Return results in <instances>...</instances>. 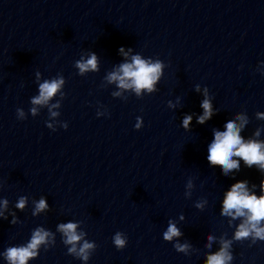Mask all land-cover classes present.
Segmentation results:
<instances>
[{"label": "water", "instance_id": "1", "mask_svg": "<svg viewBox=\"0 0 264 264\" xmlns=\"http://www.w3.org/2000/svg\"><path fill=\"white\" fill-rule=\"evenodd\" d=\"M121 46L163 63L153 92L109 82ZM92 52L97 69L81 74ZM205 90L214 114L199 124ZM237 116L245 140L264 142V0H0V254L39 228L49 235L27 264H205L225 241L231 264H264V241L234 239L243 218L221 215L229 185L259 196L264 172L241 161L223 175L205 158L212 130ZM169 221L181 234L166 241ZM69 222L83 234L72 253L58 229Z\"/></svg>", "mask_w": 264, "mask_h": 264}, {"label": "clouds", "instance_id": "2", "mask_svg": "<svg viewBox=\"0 0 264 264\" xmlns=\"http://www.w3.org/2000/svg\"><path fill=\"white\" fill-rule=\"evenodd\" d=\"M118 54H121L125 62L121 63L118 69L112 72L108 79L109 82H115L121 89H131L137 95L142 92L151 93L155 90V86L162 76L164 65L157 60L152 62L150 59H144L139 54L131 56L128 60V54L132 52L131 48L127 51L123 46L118 48ZM76 67L80 73L86 71H94L97 69V55L95 52L89 54L85 58L77 61ZM63 80L45 81L39 85V95L32 99L35 105L46 104L57 91L61 88ZM195 91L200 92L199 86ZM118 94V93H117ZM205 98L200 102L202 113L196 117V122L199 124L205 123L214 114L211 101L207 98V91L204 93ZM35 114V109L32 110ZM23 115V113H21ZM53 116L56 113H52ZM235 120H239L237 124ZM226 118L222 122L221 128H214L211 133V139L206 145L205 158L210 165H219L221 174L227 175L231 170H239L240 162L242 161L245 167L251 168L256 166L260 171L264 172V142L248 139L245 140L241 135L246 120L242 116L236 118ZM192 121L191 115H184L181 120V127L188 129ZM140 125H135L139 128ZM259 135V132L255 133ZM238 158V159H234ZM261 194L257 196L255 192L249 190L247 181H236L229 185L224 193L221 201V215L229 216L232 219L243 218L242 223L237 226L233 238L236 240L247 239L251 237L253 241H264V178L260 181ZM7 201H0V210L6 208ZM25 199L20 198L16 207L23 209ZM47 207L46 200L41 198L36 204V211L43 210ZM2 214V212H0ZM35 214V213H34ZM77 224L69 222L58 226L65 236V243L72 245L69 252H77L76 243L82 239L83 234H78L76 231ZM179 229L169 221L167 230L163 233V239L171 241L173 237L179 236ZM49 233L43 229H36L29 242L24 246L9 247L3 255L7 264H27L30 258L37 255L39 246L46 242ZM212 236H207L208 241H212ZM113 243L116 248L122 249L125 247L127 240L121 233H116L113 237ZM210 247V244L207 245ZM94 245L85 241L79 248L78 255L83 259H88V250ZM185 245L177 246V250H183ZM230 242H223L220 249L208 254L205 259V264H231L233 259L229 251Z\"/></svg>", "mask_w": 264, "mask_h": 264}]
</instances>
